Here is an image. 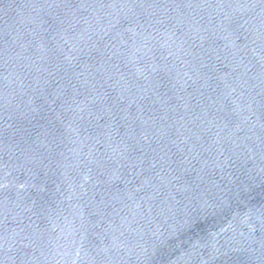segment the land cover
Here are the masks:
<instances>
[{"label":"water","instance_id":"95a60500","mask_svg":"<svg viewBox=\"0 0 264 264\" xmlns=\"http://www.w3.org/2000/svg\"><path fill=\"white\" fill-rule=\"evenodd\" d=\"M0 264H264V66L188 0H0Z\"/></svg>","mask_w":264,"mask_h":264}]
</instances>
